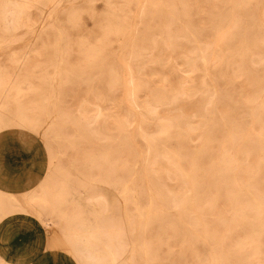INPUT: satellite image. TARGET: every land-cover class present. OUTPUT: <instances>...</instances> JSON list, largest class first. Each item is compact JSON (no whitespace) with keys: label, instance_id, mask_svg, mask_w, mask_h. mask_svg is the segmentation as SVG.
I'll list each match as a JSON object with an SVG mask.
<instances>
[{"label":"rangeland","instance_id":"374dc122","mask_svg":"<svg viewBox=\"0 0 264 264\" xmlns=\"http://www.w3.org/2000/svg\"><path fill=\"white\" fill-rule=\"evenodd\" d=\"M5 130L77 264H264V0H0Z\"/></svg>","mask_w":264,"mask_h":264},{"label":"crops","instance_id":"0c3cea01","mask_svg":"<svg viewBox=\"0 0 264 264\" xmlns=\"http://www.w3.org/2000/svg\"><path fill=\"white\" fill-rule=\"evenodd\" d=\"M49 168V153L39 136L0 134V190L20 196L37 188ZM0 258L7 264H77L37 217L22 212L0 222Z\"/></svg>","mask_w":264,"mask_h":264},{"label":"bare ground","instance_id":"6f19581e","mask_svg":"<svg viewBox=\"0 0 264 264\" xmlns=\"http://www.w3.org/2000/svg\"><path fill=\"white\" fill-rule=\"evenodd\" d=\"M7 215H9V214H6V215L3 214L2 217L5 218ZM45 215H46V214H45ZM2 219H3V218H0V220H2ZM44 225H46V224L44 223ZM47 225H48V223H47ZM0 264H7V263H5V262L0 258Z\"/></svg>","mask_w":264,"mask_h":264}]
</instances>
